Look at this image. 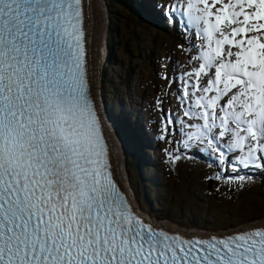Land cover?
Instances as JSON below:
<instances>
[{
    "label": "snow or ice",
    "instance_id": "6c2138e0",
    "mask_svg": "<svg viewBox=\"0 0 264 264\" xmlns=\"http://www.w3.org/2000/svg\"><path fill=\"white\" fill-rule=\"evenodd\" d=\"M98 11V0H0V264H264V221L180 231L128 197L92 90ZM165 14L202 41L178 97L197 121L185 148L246 182L238 166L264 169V0H175Z\"/></svg>",
    "mask_w": 264,
    "mask_h": 264
},
{
    "label": "rangeland",
    "instance_id": "374dc122",
    "mask_svg": "<svg viewBox=\"0 0 264 264\" xmlns=\"http://www.w3.org/2000/svg\"><path fill=\"white\" fill-rule=\"evenodd\" d=\"M143 1L147 4L146 0ZM162 1L165 3L163 12L166 13L167 0H157L159 4ZM103 2L108 9L107 1L103 0ZM173 3L175 0L171 5ZM111 8L114 12L108 10L109 17L110 15L120 17L115 26V40L116 37L120 40H127L126 38L129 37L134 40L135 45L129 55L124 54L119 45L112 49L106 48L108 50L102 66L109 58L111 67H108L109 75H104L103 70H100L103 100L108 101V109L112 104L115 105L114 122L119 125L123 133L122 140L131 144L130 134L127 128L123 127V124L130 123L131 119L127 120L125 113L119 111L120 105L123 107L127 105L128 110L132 105L133 122L137 110L140 109L146 116V120L141 122L144 124L148 121L150 125L152 124L154 140L158 141L156 144L154 141L152 145L155 150L154 153L152 152L154 159H143L138 168L134 162L145 156L141 149L135 152L134 162L128 161L130 157H123L125 164L127 161L125 172L142 207L150 211L154 217H169L191 230L228 227L234 229V227L247 225L251 221L264 220V179L262 178L264 169L248 168L250 174L244 171L243 173L239 169V175L250 176L251 179L246 182L229 180L226 177L237 175L231 164L218 163L217 154H210L207 150L186 149L183 143L186 139L185 133L192 130L185 126V122H197L184 117L181 109L182 103L185 102L178 98L183 93L184 81L187 80L184 74L191 71L194 64L197 66L199 64V61L190 60L195 52L193 46L200 45L195 29L186 27L183 18H180L179 26L174 29L171 21L160 27L145 20L138 14L139 11L135 6L137 10L133 8L132 15L134 20L132 17L127 19L121 8L115 9L109 6V9ZM144 9L148 12L146 7ZM133 22L139 24L134 26ZM185 30L189 33L183 40L182 33ZM127 62L135 67L131 72L132 79L125 83L120 73L121 66ZM158 100L162 102V106L158 105ZM166 116L175 120L174 125L171 124L173 129L170 128V124L165 123L163 118ZM125 148L128 149V146ZM149 153L151 155L150 150ZM177 155L180 159L173 161L171 157ZM235 155V153H228V160L232 161L233 157L234 161ZM155 164L161 172L160 175L158 174V179L161 178L163 184L158 189H155L154 185H148L150 184L149 176L155 173ZM168 164L174 165L175 169L176 166L178 167L173 184L169 181L165 182L164 167ZM143 166L148 169L147 172L141 169ZM218 175L220 179L216 178ZM209 177L211 179H208ZM185 178L190 181V186L187 188ZM143 183L149 187L148 195L155 198L150 209L146 203L144 205L142 203Z\"/></svg>",
    "mask_w": 264,
    "mask_h": 264
},
{
    "label": "trees",
    "instance_id": "16d2710c",
    "mask_svg": "<svg viewBox=\"0 0 264 264\" xmlns=\"http://www.w3.org/2000/svg\"><path fill=\"white\" fill-rule=\"evenodd\" d=\"M106 1L108 3V9H107V11L109 10V12H114V9H112V8L109 9V6H113L115 9L116 8H121L125 12V15H126L125 17L127 19H131L130 17L133 18L132 15L134 14L133 13L134 6H132L131 0H106ZM133 4L134 5H137L138 7L141 6L140 3L133 2ZM134 9L137 10L136 8H134ZM137 13H138V11H137ZM138 14L140 15V13H138ZM143 18L145 20H147L145 17H143ZM119 19H120L119 15H117V17H115L113 15H110V17H109V26L107 28L106 41L109 44L108 45V48L109 49L110 48L112 49V47L119 45L120 48H121V51L124 54L129 55L130 53H132V51L134 49V45H135L134 40L133 39L131 40L129 37L126 38L127 40H123V39L120 40L119 37H116V40H115V38H114V34L116 33L115 32V26L117 24V21H119ZM133 20H134V18H133ZM147 21H149V20H147ZM164 21H166V20L164 19ZM133 24H134V26H137L139 23H137V22L134 23L133 22ZM109 63H110L109 58H107L105 60V65L102 66V70H103V74L104 75L105 74L109 75V71H108V67L110 66ZM134 67H135V65L131 66V65H129L128 62H127V64L121 66V73H120V75L123 78V81L125 83L128 82V81H130V79H132L131 72L134 69ZM112 79L113 78H111V80ZM130 124L131 123H126V124H123V126H126L125 128H127L129 130L130 129L129 128L130 127ZM131 147H133V143H131V145H130V143H128V150H131ZM134 149H136V148H134ZM127 155H128V157H130V160H128V161L134 162L135 157L134 156H131L129 154V152H127ZM134 165L137 166L136 162H134ZM177 168L178 167L176 166V169ZM176 169L174 168V165H172V164H168L167 167H164V175L166 177L165 182H168L169 181L171 184L174 183V180L176 179V176H175L176 175L175 174ZM156 173H157V170H156ZM159 174H161L160 171H159ZM262 178L264 179V175H263ZM184 181H185V187L186 188L189 187L190 186V181L188 180V178H185ZM148 185H154L155 186V189H158V188H160V187L163 186V184L161 183V178L159 180L158 179V176H156V181L150 180V184H148ZM142 187H143V195L145 196L144 190H146L147 192H149V188H147L148 186H145L144 183H143ZM154 200H155L154 197H151V196H149L147 194V197L144 199L143 203L144 204L146 203L147 207L150 209L151 206H152V204H153V202H154Z\"/></svg>",
    "mask_w": 264,
    "mask_h": 264
},
{
    "label": "bare ground",
    "instance_id": "6f19581e",
    "mask_svg": "<svg viewBox=\"0 0 264 264\" xmlns=\"http://www.w3.org/2000/svg\"><path fill=\"white\" fill-rule=\"evenodd\" d=\"M106 1V0H105ZM93 3L96 2V0H92ZM99 2V9L102 10V3L100 0H98ZM106 4V3H105ZM107 8V7H106ZM107 18H108V23L107 25L104 27V23H105V20L104 18H102V21H100V18H99V11L96 15L93 16V20L90 24V32H91V35L88 37L89 40H90V43H88L86 45V47L89 49V62L91 65L93 64H96L95 66V73H94V77L96 80L99 79V61L101 60V57L103 56V54H106L107 53V50L106 47L104 46V39H105V36H106V30L109 26V15H108V11H107ZM140 18V17H139ZM159 22V20H157ZM86 23H88L87 19H86ZM104 27V28H103ZM121 34V33H120ZM97 43H98V46L101 48L102 52L100 53V49H99V55L97 53V50L95 49V47L97 46ZM109 45V44H108ZM99 57V59L97 60V58ZM97 60V61H96ZM108 62V61H107ZM111 67V66H110ZM98 93H95V100H96V103L98 105L100 99H101V96H103V87H102V83L99 84L98 86ZM128 109L127 108V105H125L123 107V105H120V109L119 111H122L123 113L125 112H128ZM120 113V112H119ZM120 115H122V113H120ZM129 115V114H128ZM115 116V115H114ZM130 116V129L128 131V133L130 134L132 131L136 130L137 127L139 126L141 128V123L139 121V124H134L132 123L133 122V118L131 115ZM136 116H137V120H138V115H137V112H136ZM118 120V119H117ZM123 127H126V126H123ZM177 137V136H176ZM119 143L122 147L124 146H128V143L126 140H122L120 139L119 140ZM131 145V144H130ZM131 156H134V154H132ZM125 159V158H124ZM113 164V168H114V171L116 173V177L119 178L118 174H117V169H116V164L115 163H112ZM119 165H120V169H121V172L123 174V178L127 179V176L125 174V170H124V167H123V160L121 157H119ZM199 168V167H198ZM238 168L243 172H246L247 174H250V172L246 169V168H243V167H239ZM243 172V173H244ZM203 219V218H202ZM264 221V220H262ZM260 221V222H262Z\"/></svg>",
    "mask_w": 264,
    "mask_h": 264
},
{
    "label": "water",
    "instance_id": "95a60500",
    "mask_svg": "<svg viewBox=\"0 0 264 264\" xmlns=\"http://www.w3.org/2000/svg\"><path fill=\"white\" fill-rule=\"evenodd\" d=\"M97 82H98V80H97Z\"/></svg>",
    "mask_w": 264,
    "mask_h": 264
}]
</instances>
